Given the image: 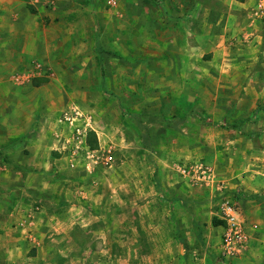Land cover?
I'll return each mask as SVG.
<instances>
[{
	"label": "rangeland",
	"instance_id": "374dc122",
	"mask_svg": "<svg viewBox=\"0 0 264 264\" xmlns=\"http://www.w3.org/2000/svg\"><path fill=\"white\" fill-rule=\"evenodd\" d=\"M0 1L6 24L16 23L13 46L29 64L19 73L25 82L48 79L36 88L24 83L23 116L34 115V127H42L37 138L45 151L58 153L65 144L62 166L78 157L75 171L51 170L87 196L78 210L98 216L89 218L92 232L66 233L70 264H264V152L253 135L264 129V88L240 85L235 42L216 52L206 35L215 17L230 29L221 31L226 41L234 40L245 15L238 2L226 0L218 11L214 5L223 0ZM187 27L198 33L190 52L183 49ZM259 61L249 56L255 67L247 78L261 70ZM74 109L80 115L66 124L65 112ZM76 127L85 139L90 131L97 136L95 149L86 144L95 152L93 168L82 166L84 147L68 151ZM226 201L249 235L233 256L223 253L221 229L212 222ZM16 236L0 228V264Z\"/></svg>",
	"mask_w": 264,
	"mask_h": 264
},
{
	"label": "crops",
	"instance_id": "0c3cea01",
	"mask_svg": "<svg viewBox=\"0 0 264 264\" xmlns=\"http://www.w3.org/2000/svg\"><path fill=\"white\" fill-rule=\"evenodd\" d=\"M230 2L231 7L234 6V2H238L245 14L238 32L231 35L234 40L226 41L224 33L230 29L226 30L218 26L220 22H216L215 17L212 20L208 19L215 28L212 33L206 35L212 39L211 47L216 52L220 49L231 50L235 42L234 45L240 53L238 58L241 61L240 68L245 75V80H242L240 85L245 88L252 86L264 88V18L256 16L253 12L257 8L258 0H231ZM218 3L214 7L220 11L227 6L228 2L223 0ZM197 5L198 3L194 2L191 7H195L196 11ZM3 10L4 6L0 1V141H2L0 151H4L3 155L7 156L6 159L0 158V228L14 229L17 234L12 241L5 244L7 249L16 248L17 252L12 254L6 249L4 262L6 264L18 262L19 264H70L72 256L69 250L66 252L64 248L67 249L71 241L66 240L65 236L69 233L73 234L75 230L92 232V226L89 227L91 224L89 218L94 219L98 216L90 210H85L84 213L78 210L77 208L83 207L80 201H84L87 196L78 186L72 189L71 186L65 187L64 183L68 179L56 177L52 172L54 169L64 174L69 173L67 170L75 171L79 166L75 162L78 157L69 156L68 159L65 157L66 168L62 166L60 161L66 155L65 144L57 148L58 153L45 151L43 147L46 143H42V140L37 138L38 135H42V127L39 125L34 127L36 125L34 115L27 118L23 116L25 100L22 88L27 81L25 82L23 75L19 72L25 71L29 64L22 59L21 49L16 50L13 46V43L16 44L14 33L16 23L6 24ZM221 12L212 13V15L220 16ZM230 16V10L226 11L223 22ZM205 21V17L200 19V22ZM222 29L224 33L221 32ZM23 30L28 31L29 27L24 26ZM197 35L198 33L189 27L184 29L183 49L189 52L197 49V42H195ZM208 44L207 47H209ZM249 56L252 57V61L254 57L258 60L260 56L258 63L262 66L261 70L255 69L254 74L250 75L256 76L255 78H247L249 71L251 72L255 67L254 62H248ZM33 78L35 77L28 79V88L31 86L36 88L32 84ZM256 78L259 79L256 80ZM262 92L260 91L258 95L261 96ZM47 134L50 135V132ZM253 135L257 136L255 146L264 152V129H259V132ZM83 140L84 147H87L85 134ZM258 140L260 141L257 142ZM46 158L48 159L44 163ZM82 161V166L93 168L88 154L83 155ZM71 164L74 166L71 167ZM86 169L88 173H91V169ZM94 181L95 179L92 178V182ZM69 211L76 214H69ZM80 213L82 216L79 215ZM54 235L58 236L54 237ZM90 241V236H87L78 243L85 248L90 246ZM81 257L79 256L78 260Z\"/></svg>",
	"mask_w": 264,
	"mask_h": 264
},
{
	"label": "built area",
	"instance_id": "2783aa9c",
	"mask_svg": "<svg viewBox=\"0 0 264 264\" xmlns=\"http://www.w3.org/2000/svg\"><path fill=\"white\" fill-rule=\"evenodd\" d=\"M256 16L264 18V0H258L257 8L253 11ZM80 115L79 111L74 109L65 112L63 118L66 124H73L74 120ZM73 134L71 136V142L73 143V148L69 145V153L72 155L77 154L78 148L86 149L89 159L95 162V152L90 150L89 147H84V134L85 130L80 128H74ZM82 143V146H81ZM84 147V148H83ZM65 148V147H64ZM80 148V149H81ZM106 161L111 162L113 160L112 155H106ZM74 165L71 164V167ZM182 172L186 176H191L192 171L185 166H182ZM219 220L221 221L219 227L221 229V246L223 253L228 256H233L235 254L241 253L245 250L248 243V232L244 226L240 212L234 208L229 202H224L220 206Z\"/></svg>",
	"mask_w": 264,
	"mask_h": 264
},
{
	"label": "trees",
	"instance_id": "16d2710c",
	"mask_svg": "<svg viewBox=\"0 0 264 264\" xmlns=\"http://www.w3.org/2000/svg\"><path fill=\"white\" fill-rule=\"evenodd\" d=\"M48 82V79L45 78V77H35L33 78L32 80V84L36 87L44 84V83H47ZM86 144L90 147V149H95L98 145V140H97V136L95 134V132L93 131H90L86 134ZM213 224L214 225H220L221 221L219 219H213Z\"/></svg>",
	"mask_w": 264,
	"mask_h": 264
}]
</instances>
